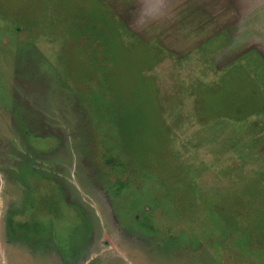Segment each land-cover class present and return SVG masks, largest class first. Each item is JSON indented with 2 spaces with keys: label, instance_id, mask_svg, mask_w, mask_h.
Here are the masks:
<instances>
[{
  "label": "rangeland",
  "instance_id": "374dc122",
  "mask_svg": "<svg viewBox=\"0 0 264 264\" xmlns=\"http://www.w3.org/2000/svg\"><path fill=\"white\" fill-rule=\"evenodd\" d=\"M108 6L152 47L97 78L114 110L77 46ZM249 103L264 0H0V264H264V105L231 116Z\"/></svg>",
  "mask_w": 264,
  "mask_h": 264
},
{
  "label": "trees",
  "instance_id": "16d2710c",
  "mask_svg": "<svg viewBox=\"0 0 264 264\" xmlns=\"http://www.w3.org/2000/svg\"><path fill=\"white\" fill-rule=\"evenodd\" d=\"M100 16H101L100 21L102 22V24L99 23V25H97L96 27H90L87 30H85L84 31L85 37L82 36V39H79V41L81 40V42L80 44L77 43V46H78V50L82 53V57L84 59L83 67L86 68V72H85L86 78L84 80V85L85 84L87 85L85 86V89L88 90V97L90 98L92 105L95 108H98L97 106H99L101 108L104 107L107 109L109 108L110 110H114L110 104L109 105L106 104L108 96L104 95L103 91H100L101 86L97 87L98 90H94L93 89L94 85H97L96 83H98V80L99 81L101 80V77H103L105 74L104 72H110L114 70L115 66H120L121 64L128 62V55L127 53L125 54V51H126L125 44H127L129 47H135V46L138 47V45L140 46L146 45L149 48H152V47L151 45L142 43L139 40L134 41L131 38H129V33L127 32L126 28L123 26L122 22L117 18V16L115 17L113 15L112 10L110 9L109 6L107 9L100 10ZM23 28L25 32L30 31L27 25H24ZM91 30H93L92 33H91ZM30 33H33L35 35L34 39L42 37L40 36L42 34H39V33L37 34L36 31L33 29H32V32ZM22 36H25V34L22 33ZM153 48H156V47H153ZM157 49H159L157 53H160V55L165 52L159 46L157 47ZM104 61H106L107 65L103 63ZM98 69H99V72H98ZM232 72L233 71H231V73ZM98 77L99 79L97 80ZM232 79L233 78H231L230 80ZM99 91H100V94L98 93ZM95 93H98V95L96 94L95 96L94 95ZM256 93L259 95V91L256 90ZM260 106L254 107L253 103H249L247 107L246 106H243L242 108L234 107V109L232 110L233 112L231 116L233 117L239 116L241 118L242 117L247 118L246 116H244L245 112H247V115L249 116L248 110L256 109ZM210 107L215 109L211 105L206 106L205 108H210ZM115 112L116 111H114V113ZM242 114L243 116H240ZM117 156H120V159H121L120 162L125 163V161L127 162L128 161L127 159H129L128 163H133L135 166H138L136 167V169H139V170L143 169L144 171H146L145 170L146 168L145 166H143V163L145 161H150V159L145 158V155H140L139 157H137V155L134 153L126 152L125 155L117 154ZM146 156L153 157L154 161L158 160L157 154L155 155L147 154ZM122 164L123 163H121V165ZM152 176L154 175L153 174L151 175L149 172L148 174H146V177H152ZM109 187L113 188L112 192L116 195V197H118V196H121L122 194L123 195L125 194L126 189L129 188V184H126L122 180H117L116 184L114 185H113V182H111L109 184ZM167 195H162V197H166ZM216 221H219V223L222 222L223 221L222 217L221 219L218 218ZM228 222H229V225H232L234 227L235 226L240 227L238 225L239 219L237 217H234V216L228 217ZM243 234L245 237H249L247 230H244ZM251 242H248V245L246 246L247 247L246 250L254 251L252 248L253 243Z\"/></svg>",
  "mask_w": 264,
  "mask_h": 264
},
{
  "label": "flooded vegetation",
  "instance_id": "af4514ba",
  "mask_svg": "<svg viewBox=\"0 0 264 264\" xmlns=\"http://www.w3.org/2000/svg\"><path fill=\"white\" fill-rule=\"evenodd\" d=\"M129 195H130V197H125V202H127V203H125L126 204V207H127V211L126 212H123V210L121 209V213H122V215H127V213L129 212V210L131 209V207H138L139 206V203L136 205V203L134 202V201H132L133 200V198H132V193H131V190H130V193H129ZM127 196V195H126ZM115 198L116 197H111V199L112 200H115ZM136 198V200L138 201V199H137V197H135ZM122 207V203H121V205H120V208ZM148 207H150V206H148ZM149 210L146 208V209H142V210H137L136 211V217H137V219H138V217H142V215H144L145 214V212L147 213ZM124 213V214H123ZM126 218H127V216H126ZM138 222H140V221H138ZM136 224H139V223H136ZM140 225H141V223H140ZM127 226V227H126ZM134 226H138V225H134ZM130 228H133V225H132V223L131 222H128L127 221V219H125V229L126 230H130ZM138 228H140V230H144V228L145 227H138ZM93 233H94V231H93ZM93 239H94V236H92V238H91V241H90V244L92 243V241H93Z\"/></svg>",
  "mask_w": 264,
  "mask_h": 264
}]
</instances>
